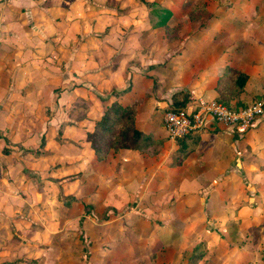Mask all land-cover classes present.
Returning a JSON list of instances; mask_svg holds the SVG:
<instances>
[{"label":"rangeland","instance_id":"1","mask_svg":"<svg viewBox=\"0 0 264 264\" xmlns=\"http://www.w3.org/2000/svg\"><path fill=\"white\" fill-rule=\"evenodd\" d=\"M14 32L63 50L0 125V264H264V113L183 142L164 122L184 95L264 103V0H0ZM131 88L151 141L99 160L102 97Z\"/></svg>","mask_w":264,"mask_h":264},{"label":"crops","instance_id":"2","mask_svg":"<svg viewBox=\"0 0 264 264\" xmlns=\"http://www.w3.org/2000/svg\"><path fill=\"white\" fill-rule=\"evenodd\" d=\"M11 35L13 36H10L6 43H0L1 126L6 125L4 123L5 117L9 114L6 112H15L17 103H19L18 106L20 108H25V110L28 106H32L34 101L39 103L38 97L42 93V89L47 85L46 83L51 73L50 69L56 66H53L50 61L56 58L60 62L63 50L60 45L57 47H55L56 45L53 46L55 48H49V45L41 44V41L22 42L16 39L17 35H15V32ZM38 37L40 38V36ZM50 52L53 54L52 56L49 54ZM79 54V49L75 48L73 51L75 61L79 60ZM75 61H73L74 64ZM102 98L104 99V97ZM135 152L124 149L120 150L118 154L130 155Z\"/></svg>","mask_w":264,"mask_h":264},{"label":"trees","instance_id":"3","mask_svg":"<svg viewBox=\"0 0 264 264\" xmlns=\"http://www.w3.org/2000/svg\"><path fill=\"white\" fill-rule=\"evenodd\" d=\"M171 13L170 10H167L166 15L161 22L166 23ZM237 71L238 70L235 67H228V70L224 72L225 75L223 74L219 77L220 83L217 86L218 90L220 86L226 85V81L229 80L234 73H237ZM237 75L236 83L239 88L243 90L248 75L243 72H239ZM131 90L132 88L130 90L124 89L123 94L120 96L113 94L110 96L109 100H107L108 98H104L103 101H105V105L103 113L95 123L92 131L87 133V140L90 142L91 147L94 149L95 155L99 160H104L111 152H119L124 149L138 152L151 141L152 137L149 135V132L138 128L139 121L137 118L142 112L140 111L137 98L134 95H131ZM219 91L223 94L221 88ZM217 100L228 108L236 110L244 109L251 105L249 103L232 104L231 99L225 98V95ZM175 103L176 107L170 110L177 111L197 102L196 100L191 99L190 96L184 95L182 98H178ZM165 130L167 131L166 128ZM195 133L180 137L178 142H183L186 137Z\"/></svg>","mask_w":264,"mask_h":264},{"label":"built area","instance_id":"4","mask_svg":"<svg viewBox=\"0 0 264 264\" xmlns=\"http://www.w3.org/2000/svg\"><path fill=\"white\" fill-rule=\"evenodd\" d=\"M195 104L177 111L168 110L164 114L165 127L171 138L177 139L200 132L216 124L245 130L254 126L259 116L264 113L263 101H257L239 110L230 109L215 99L200 100Z\"/></svg>","mask_w":264,"mask_h":264}]
</instances>
